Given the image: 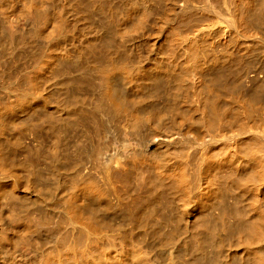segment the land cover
<instances>
[{"label":"bare ground","instance_id":"bare-ground-1","mask_svg":"<svg viewBox=\"0 0 264 264\" xmlns=\"http://www.w3.org/2000/svg\"><path fill=\"white\" fill-rule=\"evenodd\" d=\"M0 199V264H264V0H0Z\"/></svg>","mask_w":264,"mask_h":264},{"label":"rangeland","instance_id":"rangeland-1","mask_svg":"<svg viewBox=\"0 0 264 264\" xmlns=\"http://www.w3.org/2000/svg\"><path fill=\"white\" fill-rule=\"evenodd\" d=\"M35 122H37V120L33 119L29 123H35ZM36 135L38 134L35 132V130H33V127L31 125H25V129L22 130L21 137L17 138L25 154L29 152V150H32L34 147L38 146L39 144L41 145V138ZM75 163H76V160L74 158H71L64 164V167L71 168L75 165ZM28 170H29V167L26 165L25 171L27 172H25L26 178L24 180L23 186L24 187H27L29 185L31 186V188L33 189V193H32L33 199H31L30 201H36L38 203L41 199L40 198L41 196H46L44 194L45 188H47V186L49 187L54 186L53 181L56 180V177L54 174L49 173L48 171H40L34 177L30 178L29 180ZM3 201H4L3 199H0V203H3ZM26 204L30 205L31 203H25V206H28ZM217 212H218V209L211 210V212L208 210V212L203 217L207 218L208 216L215 215ZM209 231L210 230H207L205 232V235L203 236L202 241H201V245L206 254H212L211 239H210ZM159 235H162L163 237H167L168 236L167 229L166 230H164V228L157 229L155 231V236H159ZM228 238L229 237L227 235H223L222 237L217 239V241L215 242V245L217 246L220 245L221 241H228Z\"/></svg>","mask_w":264,"mask_h":264}]
</instances>
